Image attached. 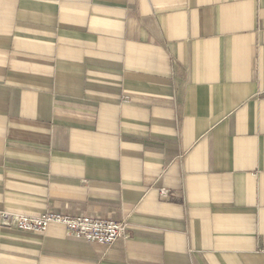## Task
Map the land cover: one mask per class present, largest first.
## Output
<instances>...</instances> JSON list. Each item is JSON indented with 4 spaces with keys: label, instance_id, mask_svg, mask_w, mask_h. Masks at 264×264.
<instances>
[{
    "label": "crops",
    "instance_id": "1",
    "mask_svg": "<svg viewBox=\"0 0 264 264\" xmlns=\"http://www.w3.org/2000/svg\"><path fill=\"white\" fill-rule=\"evenodd\" d=\"M2 212L129 237L0 264H264V0H0Z\"/></svg>",
    "mask_w": 264,
    "mask_h": 264
},
{
    "label": "built area",
    "instance_id": "2",
    "mask_svg": "<svg viewBox=\"0 0 264 264\" xmlns=\"http://www.w3.org/2000/svg\"><path fill=\"white\" fill-rule=\"evenodd\" d=\"M164 194V191L162 192ZM53 224L66 228L67 234L73 238L88 242L113 246L120 239L129 237L128 226L112 220L91 217H69L62 214L46 213L38 217L18 215L9 212L0 214V226L25 232L44 234Z\"/></svg>",
    "mask_w": 264,
    "mask_h": 264
}]
</instances>
